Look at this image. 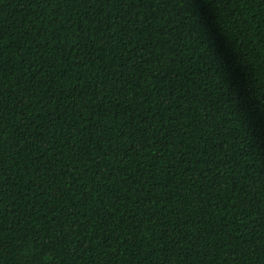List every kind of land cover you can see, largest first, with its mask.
Wrapping results in <instances>:
<instances>
[{"label":"trees","instance_id":"16d2710c","mask_svg":"<svg viewBox=\"0 0 264 264\" xmlns=\"http://www.w3.org/2000/svg\"><path fill=\"white\" fill-rule=\"evenodd\" d=\"M0 264H264V0H0Z\"/></svg>","mask_w":264,"mask_h":264}]
</instances>
